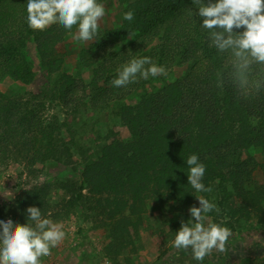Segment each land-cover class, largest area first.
<instances>
[{"label":"trees","instance_id":"trees-1","mask_svg":"<svg viewBox=\"0 0 264 264\" xmlns=\"http://www.w3.org/2000/svg\"><path fill=\"white\" fill-rule=\"evenodd\" d=\"M116 1L124 6L123 20L107 32L115 44H100L98 39L83 52L85 66L93 68L91 91L79 94L82 82L63 75L57 95L74 113L82 105L104 108L121 102L117 116L130 135L127 140L109 137L99 156L82 168L80 182L62 184L60 190L72 196L66 208L82 209L84 200H92V209L110 222L111 244L117 250L134 243L152 199L185 208L199 207L196 196H203L216 205L208 214L215 223L231 225L227 221L239 223L248 217L264 224V181L253 180V172L264 164L244 158L249 150L264 152V86L237 90L220 82V74L226 78L230 69L228 56L209 46V31L201 27L203 19L193 0ZM130 10L132 21L124 19ZM27 16V0H0V85L7 80L24 86L35 81L31 51L40 67L56 74L63 64L56 47L78 27L66 29L57 22L33 30ZM135 33L133 42L121 44ZM144 56L164 66L167 75L138 77L123 87L111 84L117 69ZM155 80L162 86L152 87ZM49 101L53 97L43 96L40 106ZM26 104L0 90V152H29V146L40 143L39 159L33 162L47 161L61 146L70 152L61 138L66 125L58 115H40ZM192 154L206 166L202 182L211 192H197L188 184L186 161ZM50 188L44 183L21 195V219L30 206L45 215ZM227 247L226 253L214 251L203 264L264 251V245L255 244L245 252L243 244L235 241ZM193 263L189 258L185 264Z\"/></svg>","mask_w":264,"mask_h":264},{"label":"rangeland","instance_id":"rangeland-1","mask_svg":"<svg viewBox=\"0 0 264 264\" xmlns=\"http://www.w3.org/2000/svg\"><path fill=\"white\" fill-rule=\"evenodd\" d=\"M101 4L105 7V15L98 21V34L93 40L81 42L74 39L77 27L67 33L57 45L55 54L63 60V64L56 74L51 75L47 69L40 67L36 55L31 51L35 81L24 86L17 81L7 80L0 85V90L8 96L23 99L29 110H37L41 112L40 115L57 114L62 124L66 125L61 138L70 148L68 152L61 146L52 158L35 162L33 160L40 156L37 151L42 148L40 143L35 147L29 146V152L24 150L10 155L0 152V220L7 221L11 218L16 223L26 224L27 216L21 219L22 215L18 210L21 195L31 188L49 183L51 188L46 199L49 207L42 218L62 223L65 236L57 246L50 248L49 255L39 258L40 264H185L191 258L190 253L177 252L173 242L181 220L186 222L191 218V206L179 208L173 201L161 203L150 200L134 243L117 250L111 244L108 231L110 222L92 209V200H84L86 202H83L85 205L82 209L66 208L65 204L72 196L60 190L62 184L80 182L82 168L99 156L109 137L127 140L130 135L117 116L121 102H112L104 108L82 105L74 113L69 111L57 95L63 75L82 82L79 94L91 91L93 68L85 66L83 52L98 39L100 44H115L109 39L107 32L121 24L124 6L116 0H102ZM136 36V33L132 34L121 44L133 42ZM162 84V81L155 80L151 86L159 88ZM43 96L49 99L53 97L54 101H49V105L46 104L43 108L40 106ZM244 158L264 164V152L261 150L246 151ZM253 180L264 181L263 167H258L253 172ZM83 194L89 197L87 190ZM208 214H205V223H215ZM256 220L258 222L257 218ZM235 221H227L231 224L227 225L224 220V227L232 231L227 244L241 242L245 252L255 244L264 245V224H257L248 217L240 219L239 223ZM252 254L251 257L231 255L228 259H220L213 264H258L264 260V251ZM193 264L197 262L194 261Z\"/></svg>","mask_w":264,"mask_h":264},{"label":"clouds","instance_id":"clouds-1","mask_svg":"<svg viewBox=\"0 0 264 264\" xmlns=\"http://www.w3.org/2000/svg\"><path fill=\"white\" fill-rule=\"evenodd\" d=\"M198 15L203 19L201 27L209 31L210 47L220 54H227L230 65L227 77L220 74V82L230 83L237 90L264 86V0H193ZM27 23L33 30H44L53 23L66 29L78 24L74 39L87 42L98 34L104 15V5L97 0H27ZM124 19L134 20V12L124 13ZM244 30L242 32L235 29ZM256 66H259L257 68ZM117 78L111 81L115 87L127 86L137 78L167 75L164 66L153 62L151 57L132 58L117 69ZM189 166L188 184L197 192H211L202 182L206 166L198 155L192 154L186 161ZM195 204L189 209L190 219L181 220L173 247L177 252H188L197 264L216 253L228 251V240L232 231L218 223H205V214L216 205L203 196H196ZM27 223L20 224L11 218L0 220V264H40V257L50 254L64 238L62 223L42 218L41 209L30 206ZM210 264H213L209 260Z\"/></svg>","mask_w":264,"mask_h":264}]
</instances>
